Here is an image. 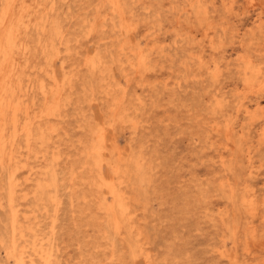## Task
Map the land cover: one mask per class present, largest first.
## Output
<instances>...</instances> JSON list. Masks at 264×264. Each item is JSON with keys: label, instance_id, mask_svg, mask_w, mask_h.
<instances>
[{"label": "rangeland", "instance_id": "1", "mask_svg": "<svg viewBox=\"0 0 264 264\" xmlns=\"http://www.w3.org/2000/svg\"><path fill=\"white\" fill-rule=\"evenodd\" d=\"M117 1L0 0V264H264V0Z\"/></svg>", "mask_w": 264, "mask_h": 264}, {"label": "bare ground", "instance_id": "2", "mask_svg": "<svg viewBox=\"0 0 264 264\" xmlns=\"http://www.w3.org/2000/svg\"><path fill=\"white\" fill-rule=\"evenodd\" d=\"M13 2V1H11ZM109 2V1H108ZM9 3V1H8ZM7 3V4H8ZM112 3V2H111ZM110 4V3H109ZM119 3L118 1L116 0L115 3H113V7L116 8V6H118ZM6 7V6H5ZM8 8H4L5 10L1 11L0 15V42L2 41L3 39V34L4 33H9L10 31V26L12 24V19H13V10L11 9V7L7 6ZM121 9V8H120ZM119 9V10H120ZM201 12V11H200ZM17 13V12H16ZM196 13V12H195ZM122 19V18H121ZM119 22V21H118ZM121 23V22H120ZM119 24V23H118ZM117 27V26H116ZM121 27V26H120ZM5 29L6 32H3V30ZM124 29V27H123ZM117 30V29H116ZM119 30V29H118ZM125 32V31H124ZM117 33V32H116ZM126 33V32H125ZM10 34V33H9ZM11 36V35H10ZM130 36V34H129ZM9 39V38H8ZM130 41V40H129ZM133 42V41H132ZM140 55V54H139ZM1 64V63H0ZM139 66V65H138ZM143 66H145L143 64ZM261 70V69H260ZM216 71V70H215ZM245 71V70H244ZM16 73V72H15ZM245 79V78H244ZM251 80V79H250ZM260 80V79H259ZM245 81V80H244ZM7 82V81H6ZM7 84V83H6ZM60 85V84H58ZM59 87V86H58ZM123 97V96H122ZM9 98V97H8ZM4 103V99L3 97L1 96V89H0V127L1 125L4 126V120L6 117L4 116L5 114H11L13 116H15V110L13 109L12 105H3ZM96 104V103H95ZM8 110H10V112H8ZM96 111V110H94ZM17 116V115H16ZM3 117V118H2ZM101 119V118H100ZM12 122L15 124V118H12ZM101 123V122H100ZM95 126V125H94ZM102 126V125H101ZM1 129V128H0ZM2 131V130H1ZM106 132V131H105ZM109 132V131H108ZM111 135V134H110ZM3 133H0V141L4 142L5 138L3 137ZM108 137V136H107ZM109 138V137H108ZM107 138V139H108ZM4 139V140H3ZM17 140V139H16ZM45 140V139H44ZM107 141V140H105ZM109 141V140H108ZM3 144V143H2ZM1 146V145H0ZM106 146V145H105ZM103 153V152H102ZM104 155V154H103ZM12 157V155H10ZM10 157V159H11ZM15 160V159H14ZM18 161V160H17ZM11 162V161H10ZM16 163V162H15ZM18 163V162H17ZM30 177V176H29ZM107 180V179H106ZM102 183L104 184L103 186H106V188L108 189L109 188V191L110 193L112 194V204L111 205H105L103 207V211H104V214L107 216V218L110 220V222L117 226L118 224V220H119V214L122 212V204H121V194L118 195L117 194V191H115L113 189L114 186H112L111 183H106L104 179H101ZM10 186V185H9ZM13 186V185H11ZM18 186V185H17ZM14 187V186H13ZM30 187V186H29ZM3 190V189H2ZM25 190V189H24ZM12 191V189H11ZM22 191V190H21ZM38 192V191H37ZM47 197V196H46ZM43 198V197H42ZM134 198V197H133ZM36 199V198H35ZM40 199V198H39ZM126 205V204H125ZM14 208V207H13ZM42 211V210H41ZM124 213V212H123ZM11 215V214H10ZM36 215V214H35ZM47 216V215H46ZM19 219V218H18ZM30 219V218H29ZM33 220V219H32ZM32 223V222H31ZM125 223V222H124ZM13 224V223H12ZM13 227V226H12ZM129 228V227H128ZM16 229V228H15ZM3 231V230H2ZM40 233V232H39ZM16 239V238H15ZM18 239V238H17ZM129 240V239H128ZM27 244V243H26ZM38 247V246H37ZM36 248V247H35ZM114 248V247H113ZM131 249V248H130ZM11 250V249H10ZM52 251V250H51ZM8 255V254H7ZM20 255V254H19ZM8 257V256H7ZM16 258V256H15ZM14 258V259H15ZM19 261V260H18ZM43 262L44 264H48L49 263V259H48V256H46L45 258L43 257ZM18 264H23L22 261H20Z\"/></svg>", "mask_w": 264, "mask_h": 264}]
</instances>
